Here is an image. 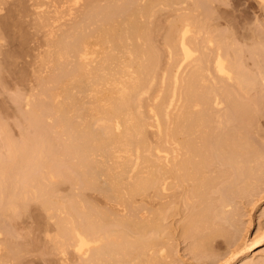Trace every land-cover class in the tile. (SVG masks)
Instances as JSON below:
<instances>
[{
  "label": "bare ground",
  "instance_id": "1",
  "mask_svg": "<svg viewBox=\"0 0 264 264\" xmlns=\"http://www.w3.org/2000/svg\"><path fill=\"white\" fill-rule=\"evenodd\" d=\"M47 1L38 0V8L46 4L49 7ZM49 1L60 3L53 7L54 11L44 6L47 13L49 9L50 14L55 12V18L73 19L76 14L74 20L82 19L74 25L64 23L67 30H60V35L53 33L55 27L43 37H47L49 49L40 51L41 59L40 52L35 53L41 60V70L47 68L48 75L34 72L38 75V92L35 90L37 94L30 96L33 101L28 102L29 110L22 113V120L27 118L28 126L38 129L37 134L21 133L22 140L14 141L0 123L4 134L3 138L0 136V234L6 233L5 219L15 225L34 207L39 225L52 223L54 227L55 231L48 228L46 235L53 251L58 257L73 254L77 260L73 264H169L175 261L170 255L166 221L169 212L181 204L186 213L182 232L192 238L190 252L197 255L212 250L217 238L229 234L222 223H229L234 215V197L254 188L264 171L263 151L257 143L250 142L251 137L248 140L247 130L255 125L254 118L261 108L252 94L260 85L259 77L264 83L259 54L254 53L256 70H249L242 61L243 51L232 48L230 39L225 40L227 34L211 29L219 27L210 23L207 14L206 21L198 20L199 17L192 21L189 14L182 23L178 21L180 25L176 21V25H167L168 36H163L166 65L167 70L174 66L176 70L173 74L171 69L169 75L165 65L169 76L164 73L158 81L164 72L160 74L159 69L164 66L161 62L165 49L160 42L156 45L162 51L155 46L151 23H156V12H162L157 7L161 0ZM50 14L47 17L53 15ZM171 16L166 18H177ZM45 20L46 24L51 21ZM35 24L40 25L36 21ZM237 120L244 125L240 124L241 129ZM233 125L239 130H233ZM63 185H68L67 193L61 190ZM35 234L39 237V232ZM238 234L233 235L234 244ZM5 242L8 252L4 253L16 258L26 251L29 241L18 245L7 235ZM252 244H244L240 250L247 252ZM6 258L9 262L12 259ZM69 258L65 257L71 263ZM65 259L62 260L66 262ZM242 264H264V260L254 262L246 257Z\"/></svg>",
  "mask_w": 264,
  "mask_h": 264
},
{
  "label": "rangeland",
  "instance_id": "2",
  "mask_svg": "<svg viewBox=\"0 0 264 264\" xmlns=\"http://www.w3.org/2000/svg\"><path fill=\"white\" fill-rule=\"evenodd\" d=\"M20 1L19 0H8V1L5 2V0H3V1L0 0V37H1V40H0V50H1L0 51V64L1 65L3 64V66H4L3 67L4 70H3L2 67H0V70H1L0 71V77H1V79H0V123L2 122L1 123L2 126L5 125L4 129L6 131L9 130L8 132L10 134H8V132H6V133L11 138H13L14 141H21L22 140L23 135L21 133H25L26 132L29 135V133L31 132L32 134H30V136H34L38 132V129H36L34 126H33V128L31 127L32 125L28 126L29 122H28L27 118L25 120H22L25 117L23 115V118H22V113L24 114L27 110H29L28 109V104H29L28 102L30 101V103L32 104L33 100L31 99V97L34 95V92H35V95L37 94L36 91L38 92V90H37L38 89L37 88V86H38L37 83L38 82H36L37 81L36 78L38 77V75L35 76L34 72L36 74H38V73L39 74H43L44 76L48 75L47 74L48 73L47 68L42 67V70H41V68L39 66V64L41 62V60H39V59H41V57H40L41 56V52L43 53V50L46 51L47 48H48V47L46 48V46L48 45L47 41H46L47 37H46L45 40L43 39V37H45V35L48 36L49 35L48 33L52 32L53 29H55V27H57L56 28L57 30L55 29V31H53V33H55L57 35H60V30H61V33L63 31H65L64 29L67 30V28H66L67 24H64V23L68 22L69 24L72 23L74 25V23L76 24L77 22L81 21V20H79L81 18L80 16H79L80 18L78 17L79 19L74 20V18L77 17V16H75L76 14L74 15V17L72 16L73 19L70 16L67 17V18L64 17L65 19L61 18L62 20L57 19V18H55L56 17L55 16V12H52L53 15L51 16L52 13L50 14V12H51L50 9H49L48 13L50 14L51 17H49V16L47 17V15H48V13L46 12L47 9L51 7V10H52L53 7L59 6L60 3L59 4L56 3L57 4V6H56V4L53 3L52 1L50 3L49 0L48 1L47 0H45V1L44 0H39L40 3H44V2L47 1L49 7H47V4L45 3L46 6L45 5L44 6L47 9L44 10V6H42L43 4H41V6H42L41 8L42 9L38 8V7H40L39 6L40 4L38 3V0H36L37 2L35 1L36 4L34 3L35 5H37V7L35 5H33V6L31 5V3L34 2V0H28V1L25 0L26 2L24 0H23V2L22 1L20 2ZM161 1L164 2L165 6L162 7L163 3L161 2L162 3V5H161V3L159 2L160 5H158L157 7L158 8H159V6H160V8L162 7V9L159 8V11L163 12V10H164V12L163 13L159 12L160 13L159 14L158 11H157L156 14H155V15H157V16H155V18L156 17L160 18V19H158V20H160V22H158V23L160 24V28L161 29H158L159 28V24L156 25V23L158 21L157 18L153 19V22H156V23H154V24L151 23V31L152 32L155 31L154 33H151V34H152L153 41H156L154 43L156 47H158L159 42H160V46L162 45L164 49L166 48L165 47V42L166 41H164V39H166V38H164V37L168 36L167 33H168L169 29L166 30V28H169V27L167 25H170L172 22H173L172 24L176 25V23L174 21L177 22V25H180L182 23V21L185 20L186 17L189 14H190L189 16L192 17L191 19L194 18L192 21H195L196 19H198V17H199L198 20L201 21V19H204V21H206L205 15L207 14L208 15L207 17L210 18L209 19L210 23L214 22L215 26L219 27V29L218 28L215 29L214 27H211V29L213 31H215V32H216V30L217 31L220 30V32H218V34L219 33H223V35L227 34V35H225L226 36L225 40L228 42L229 41L228 39H230L229 43H232V48L233 49L235 47H236V49L240 48L243 51L242 55L244 57H242V61L245 62V64L244 63L243 64L246 65L249 70H251V68L254 70V68L256 66L255 65V60L257 59V57H255L254 53L259 54V59L261 60L262 64L264 65V0H212V1L211 0H203L204 2L202 0H198L200 3L197 2L196 3L197 5L194 3L193 0H188V1L187 0H181V1L180 0H177V1L174 0L175 3L168 2L166 0H161ZM179 2H180V4H179ZM181 2H183V3H181ZM50 4H52V5H50ZM176 4L179 5V8H178V6H176ZM199 4H200V6H198ZM168 5H171V6L173 5L174 8L172 6L171 7L172 9H171L170 6L168 7ZM180 5L182 6L181 8H180ZM10 6H12V7H10ZM31 6L33 7V9L31 8ZM166 7H167V9H166ZM176 7H177V11L175 10ZM188 7H189V9H188ZM192 7H193V9H192ZM168 8L170 10H168ZM34 9H35V11H34ZM36 9L40 10V12L37 11ZM180 9H183L182 12H181ZM186 9H188V10H186ZM32 10L34 11V13H31V12H33ZM42 11L47 13V15L45 16ZM52 11H54V10H52ZM178 11L180 12V15L176 14V13H179ZM36 12L37 13L39 12V13L34 15ZM165 12L166 13L169 12V13L166 14ZM197 12H199V13L197 14ZM206 12H208V13H206ZM209 12L211 13V15H210ZM26 13H28V14H26ZM41 13H43V14H41ZM173 13H175V15H173ZM30 14H32V15H30ZM161 14H163V15H161ZM164 14L166 16H171V15H173V16L177 15L178 16L179 15V19H178L177 16H176L177 18L171 16L173 18L169 19L170 17L166 18V16H164ZM193 14H195V15H193ZM182 15H183V17H185L184 19H183V17H181L182 19L180 18V16H182ZM36 16L37 17L39 16L40 18L37 19ZM43 17H45L46 19H49L48 21H50V19H51V21L49 22L51 24L53 22H55V23L52 24L53 27H51L49 23L46 24V20H45V18L43 19ZM52 17L55 18L56 20L52 21V19H53ZM163 17H165V18H163ZM216 17H218L217 20L215 19ZM68 18L73 20V22L71 20L68 21L69 20ZM66 19H68V20L66 21ZM41 20H42V22H40ZM167 20H169V21H167ZM35 21H36L37 24L41 25V28L42 27H44V28L40 29V27H39L40 25H38L37 26L39 28V30H38L37 27H36ZM58 21H59L60 24L57 23ZM62 21H64V22H62ZM162 21H163V24H161ZM178 21H180L181 23H179ZM215 21H218V22H215ZM41 23L45 24V26H43ZM61 23L63 25H61ZM217 23H219L220 25H216ZM34 24H35V26H34ZM48 24H49V26H48ZM154 25H156V26H154ZM59 26L60 27L61 26H64V27L66 26V27L65 28L63 27L61 29V28H58ZM153 26L155 27V30H154ZM157 26H158V28H157ZM45 27H47V28H45ZM48 27H49L50 31H48ZM70 27L71 26L68 25V28H70ZM15 29H16V31H15ZM45 29H47V31H46L47 33L45 31H43ZM161 32L163 33V35L161 34ZM153 34H155V35L158 34V36L155 37V35H153ZM160 34H161L162 37L164 36V34H166V35L162 38V37L159 36ZM228 34H229V36L230 35L231 36L229 37ZM153 36L155 37V39H154ZM256 36L259 37L258 40H257ZM157 37L159 39H157ZM227 37H229V38H227ZM232 37H233L234 40L232 39ZM231 39L233 40V42H231ZM163 41H164V44H163ZM38 42H40V44H38ZM42 42H43V48L44 49H42ZM156 43L158 45H156ZM234 43H235L236 46L234 45ZM29 45H30V47H29ZM36 45L39 46V47H36ZM44 45H45V47H44ZM2 46H4V47H2ZM6 46L8 47V49H7ZM13 46H14V48H13ZM48 46L50 47V45H48ZM160 46L158 47L159 49H160ZM37 48H39V50ZM163 48H162V50H163ZM14 49H16V50H14ZM34 49H35V51H34ZM36 51L38 52V54H39L40 51L41 52L38 55V54H35ZM165 51H166V49L162 51L164 60H162V62H161V64H164V66L160 65V69H159L160 70V72H159L160 74L162 73V71H164V72L162 73L163 75L158 76V77H160V80L158 79V81H161L163 76L167 75L166 71L167 72L169 71V75H170L172 73L174 74V71L176 70L175 66H174L175 69L174 68L172 69V67H171L170 69L167 70V65L166 64L168 63V57L166 56L167 54H166ZM164 54H165V56H164ZM37 55H38V57H40L39 59H37ZM4 57H6L5 60H4ZM165 57L167 58V60L165 59ZM1 58H2V60H1ZM36 60H39V61H36ZM32 61H33V63H32ZM163 61H165V62H163ZM31 64H33V65H31ZM36 64H37V66L39 68L36 66ZM165 65H166V71H165ZM12 66H13V68H12ZM162 67H163L164 70H161ZM31 69H32V71H31ZM171 69L173 70V72H172ZM170 70H171L172 73H170ZM255 70H256V68H255ZM43 71H44V73H43ZM11 73H12V75H11ZM164 73H165V75H164ZM32 75H34V76H32ZM169 75H167V76H169ZM257 76L259 77L258 74H257ZM260 79H261V77L258 78L259 84L261 85V88H260V85L258 84L259 86L257 85L258 86L256 88L257 90L255 91L253 89L254 90L253 93L251 92L252 94L255 93L254 96L252 94L251 95L253 96L254 99L256 97L255 100H257V98H258L257 103H259L258 105H261V106H259V107H261V108H259L261 113H260L259 110H257V112L259 111L257 114H259L260 117L256 114V116L258 118H256V116H255L254 119L256 120L257 125L255 123L256 126L255 125L252 126V127L250 126V129H249V128H247V126L249 127V125L247 124L246 128H247V130H249L248 140H250L252 138L253 140H250V142H254L255 144L257 143L256 145L259 147L258 149L260 150V152L263 151L262 153L264 154V91L262 90V89H264V87H262L264 83H262L263 80L261 82ZM3 80H5V81H3ZM3 84H4V86H3ZM26 88H27V90H26ZM15 94H17V95H15ZM255 95H257L258 97L255 96ZM16 96H18L17 98H20V99H17ZM27 96L29 97L30 100L28 99ZM252 96H250V97H252ZM26 97H27V99H25ZM260 98H261V100H259ZM16 99H17V101H16ZM21 99H22V101H20ZM18 102L20 103V105H19ZM21 107H22V109H21ZM24 109H26V110H24ZM20 111H22V112H20ZM18 117L20 118V120H19ZM48 119L51 120V118H48ZM16 120H17V122H16ZM49 120H48V123H50L52 121L51 120L49 122ZM24 123H27V124L24 125ZM236 123H237L238 126L235 123H234V125H236L239 129H241V125H243V124L240 123L241 124L240 125L239 121L236 122ZM244 124H245V121H244ZM234 125L232 127L233 130H234V128L237 129V127L234 126ZM243 126H242V129H243ZM7 127H8V129H7ZM21 127H23V128H21ZM30 128H32V129H30ZM24 129H26V130L23 131ZM239 129H237V130H239ZM251 129H252V131H251ZM257 130H258L259 133L257 132ZM253 131H254V134H253ZM0 134H1L0 135L1 137L4 135L3 131H2V128L0 129ZM263 164H264V162H263ZM262 172H263V175L262 174L260 175L261 176L260 177L261 181H259V183L256 186H254V188H251L248 191V193L247 192L245 194L242 193V194L234 197V199H233L234 202H232L233 205H234V206H232L233 211H231V215L233 213H234V215H232V218L229 221V223L228 222L227 223L226 222L222 223L223 227L228 231L229 234L225 235L224 237L220 236L219 238H217V243L215 242L214 248H212V250L203 252V254L200 253V254L196 255L195 253L190 252L191 251V246H192V238L189 237V236L184 235L183 232H182V222L184 220V216H185L186 213H185L183 207L181 206V204H180V206H178V208L175 211H173V213L169 212L168 219H167L166 223H167V231L169 233L168 237H169V239L170 238L171 239L168 242H169V244L171 243L169 245L171 248L169 247V249H170V255L172 254L171 256L173 258L172 261L173 260L175 261V263L170 262L169 264H242L243 261L246 259V257L251 258L252 260H254V262L255 261H259V259L260 260L261 259L264 260V238H263V236H264V171H262ZM67 186L68 185H63V189H62V186H61V190H63V192L67 193V191L69 190V187H67ZM64 189H67V190L64 191ZM60 193L62 194V192H60ZM66 193H64V194H66ZM31 209H30V213L29 212L27 213L28 214V218L30 217L29 219L27 218V214H26V215H23V217H21V219H19L20 223L17 220L18 223H16L15 225H17V227L20 224L22 225V226L20 225V227H18V228L9 219H5L4 220L3 224H4V227H5V230H6L5 232L6 233H1L0 234V240H1L0 241V246H1V248H0V264H5V263L7 264V262H8V264H15L16 262H17V264H24V262H25V264H33V262H34V264H45V263L46 264H68L69 261H67V260H68V258L71 255L73 256V259H72V257H70L71 259L69 258L70 261L72 260L71 263L72 264L73 263H77V260H75L76 258L74 259L75 256L73 254H71V253H70L71 255L68 254L67 256H65L67 260L65 259V257H60V256L58 257V254L55 251H53V246H52L53 244L51 245V242L48 241V238H47L48 236L46 237V235H48V233H49L48 228L51 229V227H52L51 224L52 223L49 226H47V225H45V223L42 222V224H44L47 227L46 228L45 226H43V227H45L44 230H43V227H42L41 223L39 225V223L37 222L38 220H36L37 217H35V216H37L38 211H36V209L34 207L31 208ZM32 211H34V212L36 211V212L32 213ZM179 212H180V214H179ZM172 215H174V216H172ZM22 218L25 219V220H23ZM32 219H35V220H32ZM31 220H32V223H31ZM231 221H233V223H230ZM30 223H31V225H30ZM231 224H232V226H230ZM24 226H25V228H24ZM30 226L32 228H29ZM40 227H42V228L40 229ZM37 228H38V230H37ZM27 229L30 230L29 233H28ZM45 229H46V231H45ZM19 230H21V231H19ZM40 230H42L44 232H41ZM51 231L52 232L55 231L54 227H52ZM51 231H50V234H53V233H51ZM38 232H39V237H38V234H35V233H38ZM236 232L239 233L238 234V236H239L238 240H240V241L237 240V242H236L237 245H236V243L234 244V242H232V240H233L232 238H234L233 235ZM25 233H26L27 237H25ZM7 235L10 236V237H13L15 239V241L18 242L17 243L18 245H25L26 242L29 241L27 243L28 245H25V247L26 246L28 247V248L27 247L25 248L26 251H24V253L20 254L16 258L14 256L12 257V255L10 256L9 253L5 254L4 250H5V252L7 251L6 248H5L6 247L5 238H6ZM22 235H24V236H22ZM28 236H29V238H28ZM32 237H34V238L37 237V238H39V240L37 238L36 239H34V238L32 239ZM41 239H43L42 240L43 244L41 243ZM258 239L262 240V241H259ZM33 240H35L34 244H33V242H34ZM30 241H31V243H30ZM38 241H39V243H41V245L38 243ZM252 242H253V244H252L253 248L251 247V249L249 251H247L248 254H247L246 251H243L244 252L243 253L242 250H240L241 247L244 244L248 245L249 243L251 244ZM44 244H45V246H42ZM49 244L52 247H49L50 246ZM36 246H37V248H36ZM48 247H49V250H48ZM34 248H35L36 251L33 250ZM41 250H43V251H41ZM46 250H48V252L51 250V252L49 254H47L48 252L46 253L45 252ZM211 251H212L213 254L211 253ZM30 252H32V253H30ZM40 252H42V253H40ZM52 252L57 254V255L52 254ZM26 253H28L27 254L28 256L26 255ZM31 255H33V256L35 255V257H33V256L31 257ZM207 255H209V256H207ZM7 256H8V259L12 258L10 260V262H9V260H6ZM49 257H51V258H49ZM17 258H19V260ZM58 258H59L60 262L58 261ZM42 259L44 260V262H43ZM62 259L63 260L65 259V261L67 263L64 262ZM12 260L14 261V263L12 262ZM29 260H31V261H29ZM47 260H49V261H47ZM61 261H63L64 263L61 262ZM26 262H28V263H26Z\"/></svg>",
  "mask_w": 264,
  "mask_h": 264
}]
</instances>
